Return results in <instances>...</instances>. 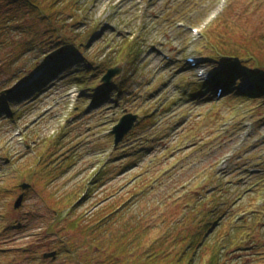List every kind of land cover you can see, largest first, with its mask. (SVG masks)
<instances>
[{"label":"rangeland","instance_id":"1","mask_svg":"<svg viewBox=\"0 0 264 264\" xmlns=\"http://www.w3.org/2000/svg\"><path fill=\"white\" fill-rule=\"evenodd\" d=\"M78 1L59 9L76 17L81 62L0 116V264H83L64 247L93 252V235L132 223L143 250L178 255L215 221L199 260L227 250L222 262L264 264V98L214 94L198 76L230 53L264 71V0ZM127 113L139 120L116 146L110 131Z\"/></svg>","mask_w":264,"mask_h":264},{"label":"trees","instance_id":"2","mask_svg":"<svg viewBox=\"0 0 264 264\" xmlns=\"http://www.w3.org/2000/svg\"><path fill=\"white\" fill-rule=\"evenodd\" d=\"M62 1L64 0H52L48 4L44 0H0V76L6 75L5 82L4 79L0 80V85H3L0 87V116L11 115L12 117L17 114L23 106L18 108L16 105L18 101L32 99L38 91L43 89V85L51 81L48 84L50 85L56 79L61 78L60 74L65 68L81 62L79 49L73 47L76 41L69 33L71 30L69 24L76 17H70L71 13L66 11L60 13L59 6ZM68 1H74L76 5L79 2L78 0ZM28 19L31 20L26 21ZM62 48L69 50L61 51ZM51 51L54 53L49 55L48 52ZM27 53L29 54L28 59L32 62L30 67L22 66L20 63ZM43 56L47 59L41 66H38L37 63ZM212 60L220 67L212 72L210 80L205 83V89L208 88L215 94L216 88L221 87L225 94H239L256 99L264 98V71L249 67V59L230 53L213 57ZM90 64L94 65L92 61ZM79 72L75 78L82 80L78 76ZM58 75L60 76L56 78ZM13 82L16 83L15 85L24 86L3 94L2 92L6 90L5 84ZM28 95L30 97H27ZM112 97L110 96V99ZM255 212L252 214L253 218L260 214L259 211ZM215 222L212 224L206 222L205 226L208 230L203 235L200 231L191 236L189 244L181 247L178 255L171 249H159V242L158 246L153 245L143 250L144 231L133 223L120 232L106 230L93 235L91 238L93 252H90L91 247H89L88 253H80L82 246L77 243L64 247L63 251L68 254L72 253L77 260L87 259L83 264H229L226 260L221 261L227 250L212 256L209 261H207L208 258L204 261L197 257L200 247L209 239H207L208 233L211 232ZM107 234L109 237H106ZM228 238L230 237L223 238L221 243L226 240L229 242ZM163 245L164 243L161 246ZM96 256H100L101 259H97L96 262L90 260ZM45 259V261L56 260V258Z\"/></svg>","mask_w":264,"mask_h":264},{"label":"water","instance_id":"3","mask_svg":"<svg viewBox=\"0 0 264 264\" xmlns=\"http://www.w3.org/2000/svg\"><path fill=\"white\" fill-rule=\"evenodd\" d=\"M121 68L119 69L118 67L116 68H110L106 72L105 75L102 77V81L104 82L105 85H110L112 83L113 78L121 72ZM12 89H6L2 93L7 94L10 93ZM138 115L137 114H132V113H127L125 114L119 121L117 125L114 126L112 133L115 135V145L118 146L120 142H122L125 138V136L133 129V127L136 125L138 122ZM22 188L24 190H28L32 188V184L30 183H23ZM25 191L19 196L17 202H16V208H20L23 204V200L25 198ZM57 256V252H49L44 254V258H53L55 259Z\"/></svg>","mask_w":264,"mask_h":264}]
</instances>
